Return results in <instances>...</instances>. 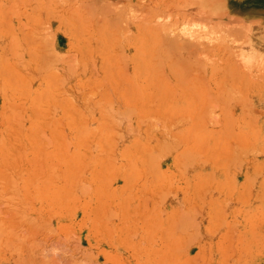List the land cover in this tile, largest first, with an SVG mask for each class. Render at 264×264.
<instances>
[{"label":"rangeland","instance_id":"374dc122","mask_svg":"<svg viewBox=\"0 0 264 264\" xmlns=\"http://www.w3.org/2000/svg\"><path fill=\"white\" fill-rule=\"evenodd\" d=\"M211 263L264 264V0H0V264Z\"/></svg>","mask_w":264,"mask_h":264},{"label":"crops","instance_id":"0c3cea01","mask_svg":"<svg viewBox=\"0 0 264 264\" xmlns=\"http://www.w3.org/2000/svg\"><path fill=\"white\" fill-rule=\"evenodd\" d=\"M174 217H163L162 221L160 222L161 224H172L174 223L173 221ZM204 219L205 217H198L196 218V221H193L191 223L193 224H203L204 223ZM240 219L238 218V216H235V210L234 208L232 209V214H231V218L230 215L227 218V236L230 238V234L233 240L238 238V234L241 231V229L239 230L240 227H243L246 232L249 230V228L245 227L244 222L245 221H239ZM244 220V219H241ZM127 223L131 224L132 229L134 228H138V231L134 234H132L131 240L137 239V241H141V252L140 253H144L142 252L143 246H142V241L145 238L146 240V247L150 248V241H152L153 239V225L155 223L153 218H148V217H141V216H137V217H132L130 218V221H128ZM186 221H179L178 224H185ZM212 223V222H211ZM246 224V223H245ZM138 225V226H137ZM146 232H145V231ZM216 229L214 230V227L211 226L210 228V240H214L217 238L216 236ZM215 234V235H214ZM214 249V247L211 245V254H212V250ZM152 254V253H151ZM149 254L148 249H146V255H151ZM133 256V254H131V257ZM214 264V263H211Z\"/></svg>","mask_w":264,"mask_h":264},{"label":"bare ground","instance_id":"6f19581e","mask_svg":"<svg viewBox=\"0 0 264 264\" xmlns=\"http://www.w3.org/2000/svg\"><path fill=\"white\" fill-rule=\"evenodd\" d=\"M15 37H16V36H15ZM11 38H12V37H11ZM11 38H10V40H11V41H12V40L14 41V40L17 39L18 37H16L15 39H11ZM16 41H17V40H16ZM16 41H15V43L17 44ZM11 43H12V42H11ZM18 43L20 44L19 41H18ZM16 44H14V45L17 46ZM19 44H18V47H17V48L15 47V48H16V51H17V49L20 47ZM13 47H14V46H13ZM19 49L21 50V48H19ZM129 133H130V132H129ZM123 139H124V138H123ZM198 157H200V156H198ZM202 157H203V156H202Z\"/></svg>","mask_w":264,"mask_h":264}]
</instances>
